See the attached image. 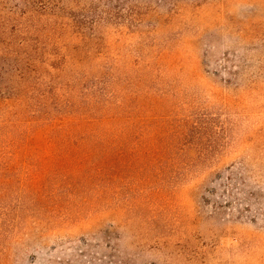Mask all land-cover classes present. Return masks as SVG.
Instances as JSON below:
<instances>
[{"label":"rangeland","instance_id":"rangeland-1","mask_svg":"<svg viewBox=\"0 0 264 264\" xmlns=\"http://www.w3.org/2000/svg\"><path fill=\"white\" fill-rule=\"evenodd\" d=\"M91 63L153 166L36 203L14 185L0 264H264V0H0V112L59 124Z\"/></svg>","mask_w":264,"mask_h":264},{"label":"trees","instance_id":"trees-1","mask_svg":"<svg viewBox=\"0 0 264 264\" xmlns=\"http://www.w3.org/2000/svg\"><path fill=\"white\" fill-rule=\"evenodd\" d=\"M91 64L93 78L74 73L70 111L60 114L59 124L55 116L26 104L0 112V196L17 184L36 203L55 187L100 188L112 182L108 176L153 166L122 140L120 120L129 90L119 88L123 81L116 72ZM9 99L0 92V108Z\"/></svg>","mask_w":264,"mask_h":264}]
</instances>
